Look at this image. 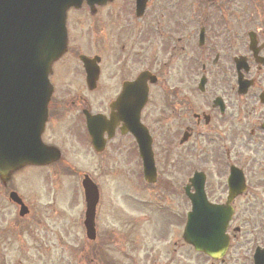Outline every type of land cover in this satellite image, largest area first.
I'll list each match as a JSON object with an SVG mask.
<instances>
[{"label": "flooded vegetation", "instance_id": "1", "mask_svg": "<svg viewBox=\"0 0 264 264\" xmlns=\"http://www.w3.org/2000/svg\"><path fill=\"white\" fill-rule=\"evenodd\" d=\"M66 26L42 136L60 151L51 171L144 180L142 140L175 211L166 263L189 247L191 264H264V0L84 2ZM190 210L217 225L220 259L183 242Z\"/></svg>", "mask_w": 264, "mask_h": 264}, {"label": "rangeland", "instance_id": "2", "mask_svg": "<svg viewBox=\"0 0 264 264\" xmlns=\"http://www.w3.org/2000/svg\"><path fill=\"white\" fill-rule=\"evenodd\" d=\"M16 175L8 187L0 186V264H106L107 260L111 264H167L175 241V211L162 201L144 202L153 200L159 188L142 189L138 180L99 181L103 195L96 245L87 241L83 227L82 178L36 167ZM10 191L22 196L29 216H18V208L8 199ZM159 205L164 211L156 208ZM132 227H137L133 233ZM113 233L112 242L104 244ZM132 239L136 246H131ZM181 254L185 264H191V250L184 248Z\"/></svg>", "mask_w": 264, "mask_h": 264}, {"label": "water", "instance_id": "3", "mask_svg": "<svg viewBox=\"0 0 264 264\" xmlns=\"http://www.w3.org/2000/svg\"><path fill=\"white\" fill-rule=\"evenodd\" d=\"M82 1L0 0V97H5L7 103H16V97H23V102L35 97L33 100L36 102L32 113L19 115L22 122L17 119L14 109L10 113H0V180L3 184L26 166L47 165L52 162L51 158H57V153L42 145L40 140L46 120V105L52 92L48 73L67 48V11L72 7L78 8ZM37 3L40 9L47 6L50 11L53 8V14H48L54 24L42 34V39L28 33L31 29L28 21L34 16ZM47 12L42 11L41 18L47 17ZM83 185L87 204L84 225L88 238L94 240L99 194L90 180L85 179ZM10 198L15 203H22L16 193H12ZM27 212V208L22 206L21 216ZM196 222L197 218L191 213L185 231L186 242L198 251L216 256L214 250L217 246L196 235Z\"/></svg>", "mask_w": 264, "mask_h": 264}]
</instances>
